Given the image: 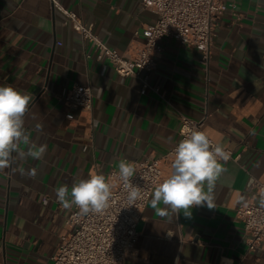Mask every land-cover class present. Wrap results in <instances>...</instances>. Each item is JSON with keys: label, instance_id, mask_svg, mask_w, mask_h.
Here are the masks:
<instances>
[{"label": "crops", "instance_id": "obj_1", "mask_svg": "<svg viewBox=\"0 0 264 264\" xmlns=\"http://www.w3.org/2000/svg\"><path fill=\"white\" fill-rule=\"evenodd\" d=\"M58 1L119 53L141 42L156 20L141 0ZM220 1L227 11L217 20L207 72L197 51L164 38L140 94L138 79L120 77L106 59L86 58L91 48L62 25L64 16L48 0H0V86L33 96L25 127L46 146L42 158L13 161L0 171V264H52L69 212L54 190L89 173L107 177L121 160L160 159L179 141V114L205 116V133L237 159L224 165L213 209L161 217L150 198L125 263L225 264L227 258L264 264V240L249 251L235 217L249 182L264 180V0ZM74 85L91 87L90 114L62 101Z\"/></svg>", "mask_w": 264, "mask_h": 264}, {"label": "built area", "instance_id": "obj_2", "mask_svg": "<svg viewBox=\"0 0 264 264\" xmlns=\"http://www.w3.org/2000/svg\"><path fill=\"white\" fill-rule=\"evenodd\" d=\"M48 1L54 10L64 16L62 25L70 27L89 45L93 53H87L86 58L96 61L106 59L120 77L138 79L142 85L140 94H144L149 87L148 75L156 69L157 59L162 53L160 42L164 38H172L180 45L197 51L199 65L207 72L217 20L227 11V6L220 0H141V9L153 11L156 20L142 31L141 42L135 43L130 51L119 53L106 45L93 32V25L84 23L78 13L63 7L58 0ZM61 99L72 109L86 114L92 112L93 91L90 86L74 85L61 95ZM205 118L179 114V140L191 130L204 131ZM176 144L160 159L134 164L136 171L132 182L142 190V198L136 206L128 207L127 193L116 175L118 172L111 171L106 178L113 186V196L106 210L99 214H83L75 206L69 209L65 221L67 232L61 237L60 245L51 258L52 264H126L125 260L134 251L139 237L137 223L152 192L171 172ZM86 149L87 146H84L83 150ZM226 150L231 153L229 160L237 159V155ZM262 190L264 180L252 179L245 197L247 206L240 205L235 212L236 219L242 224L249 251H254L264 240V208L255 202Z\"/></svg>", "mask_w": 264, "mask_h": 264}, {"label": "clouds", "instance_id": "obj_3", "mask_svg": "<svg viewBox=\"0 0 264 264\" xmlns=\"http://www.w3.org/2000/svg\"><path fill=\"white\" fill-rule=\"evenodd\" d=\"M32 101L31 94L12 84L0 86V171L8 168L13 161L40 159L46 152V146L37 145L25 127V115ZM35 128L42 131L39 123ZM172 155L171 172L155 186L151 207L161 217L168 218L181 212L190 217L191 209L197 206L215 208L216 184L226 172L224 165L231 153L221 144H213L204 131L194 129L178 141ZM135 171L132 163L119 161L116 175L126 190L128 207L136 206V202L142 198L141 187L132 182ZM28 174L34 175V172L29 171ZM112 187L105 175L89 173L88 178L74 181L71 188L60 185L54 191L63 208L75 206L83 214H99L109 207ZM237 202L247 206L243 195L239 196ZM258 205L264 208V190L259 193ZM222 261L232 264L227 258H222Z\"/></svg>", "mask_w": 264, "mask_h": 264}]
</instances>
